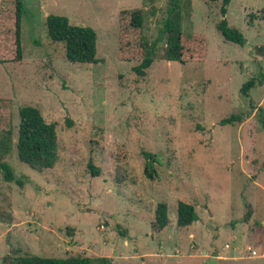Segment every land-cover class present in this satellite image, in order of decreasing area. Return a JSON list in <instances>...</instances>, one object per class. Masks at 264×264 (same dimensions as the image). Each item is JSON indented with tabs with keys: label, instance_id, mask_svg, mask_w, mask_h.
I'll return each instance as SVG.
<instances>
[{
	"label": "rangeland",
	"instance_id": "1",
	"mask_svg": "<svg viewBox=\"0 0 264 264\" xmlns=\"http://www.w3.org/2000/svg\"><path fill=\"white\" fill-rule=\"evenodd\" d=\"M22 1L16 60L15 9L0 0V99L10 102L12 121V148L0 159L15 178L0 175V264L12 253L112 264H264V131L254 117L264 109V80L240 94L245 82L264 76V0L226 7L243 47L216 30L220 1L190 0L182 30L204 34L207 52L203 62L184 65L163 56L168 0ZM130 8L143 10L144 37L156 43L143 78L132 70L137 63L116 55L118 13ZM49 14L91 27L99 62H67L62 45L46 36ZM23 106L56 124L58 161L50 170L36 172L17 158ZM238 114L240 123L219 124ZM143 152L153 155L151 179ZM179 201L198 216L185 228L176 226ZM158 203L169 219L160 231L151 227Z\"/></svg>",
	"mask_w": 264,
	"mask_h": 264
},
{
	"label": "trees",
	"instance_id": "2",
	"mask_svg": "<svg viewBox=\"0 0 264 264\" xmlns=\"http://www.w3.org/2000/svg\"><path fill=\"white\" fill-rule=\"evenodd\" d=\"M153 3L154 0H148ZM208 2L220 1V15L222 19L216 24V30L227 42L243 47L246 40L238 29L230 27L224 18L230 0H205ZM15 11V59L19 60L20 48V22L24 11L22 0H12ZM190 0H168L166 17L163 21L160 34L165 39L163 56L168 62L179 64L203 62L207 52V40L202 33H185L182 30L184 15L189 16ZM144 12L139 8L123 9L118 13V42L117 58L122 62H135L132 68L137 77L143 78L153 62L156 43H148L143 34ZM45 32L52 43L61 44L64 58L67 62L78 64H96V33L88 26L73 25L65 16L49 14L45 18ZM264 80L263 73L252 77L240 89V94L247 96L248 92L256 85H261ZM10 102L0 99V156H4L12 148V121ZM19 125L15 144L17 158L36 172L52 169L58 161V148L56 124L47 123L40 111L31 106H23L18 110ZM259 127L264 131V109L258 107L254 115ZM242 115H230L219 121L221 126L240 123ZM68 127L71 122L66 120ZM145 159L144 174L152 178L154 159L147 152L142 153ZM88 169L93 177L98 176V171L91 164ZM0 175L5 181H14L12 168L0 159ZM20 184L19 181H16ZM168 208L164 203H158L154 210L152 229L160 231L168 223ZM251 216V207L247 205L244 221ZM198 220L197 213L192 204L179 201L176 206V226L185 228ZM1 264H112L107 257L69 256L67 258H46L32 254L12 253L3 258Z\"/></svg>",
	"mask_w": 264,
	"mask_h": 264
}]
</instances>
